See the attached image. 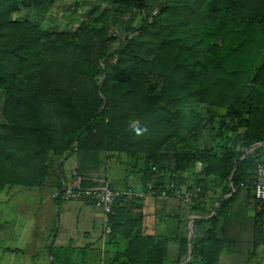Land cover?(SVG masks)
<instances>
[{
    "label": "trees",
    "instance_id": "1",
    "mask_svg": "<svg viewBox=\"0 0 264 264\" xmlns=\"http://www.w3.org/2000/svg\"><path fill=\"white\" fill-rule=\"evenodd\" d=\"M57 1L0 0V192L41 188L72 156L80 185L93 187L112 155L133 159L144 186L155 180L153 195L172 194L187 174L202 194L254 190L264 162V0H100L75 30L14 16L38 17ZM140 200H118L110 234L129 239L126 264H164L167 238L145 234ZM218 254L207 230L190 264H216Z\"/></svg>",
    "mask_w": 264,
    "mask_h": 264
},
{
    "label": "crops",
    "instance_id": "2",
    "mask_svg": "<svg viewBox=\"0 0 264 264\" xmlns=\"http://www.w3.org/2000/svg\"><path fill=\"white\" fill-rule=\"evenodd\" d=\"M131 160L122 155L105 157L100 170L92 173L91 182L119 191L131 186L139 190L142 173L138 166L132 167ZM76 164V156L59 164L41 188L5 189L9 192L0 196V264H126L129 239L121 233H105L103 207L61 197L65 187L81 181L75 175ZM117 166L126 167L121 170ZM118 169V177H113ZM194 178L187 174L182 185L194 184ZM233 192L222 195L218 187L189 203L168 193L140 198L145 234L167 238L164 264H190L193 239L207 230H212L219 242L216 264H264V240L259 230L263 205L248 186L234 196ZM184 242L187 252L181 258Z\"/></svg>",
    "mask_w": 264,
    "mask_h": 264
},
{
    "label": "built area",
    "instance_id": "3",
    "mask_svg": "<svg viewBox=\"0 0 264 264\" xmlns=\"http://www.w3.org/2000/svg\"><path fill=\"white\" fill-rule=\"evenodd\" d=\"M170 187H174L172 195L180 199L184 203H189L198 200L202 195V188L199 186L188 188L187 186L183 185L175 187L174 184H172ZM155 190V180L149 181L145 186L143 185L139 190H136L131 186L124 191L115 190L109 187L108 185L82 187L80 183H78L74 186L65 187L61 193V197L64 200L87 201L101 205L104 210L105 233L110 234V216L111 214H113L114 208L120 198L124 196L128 198H143L146 195L154 193ZM166 194V189L161 190V195L165 196ZM253 197L258 203L264 206V162L259 164L257 168L256 183L253 190ZM261 234L264 240V216L261 223Z\"/></svg>",
    "mask_w": 264,
    "mask_h": 264
},
{
    "label": "rangeland",
    "instance_id": "4",
    "mask_svg": "<svg viewBox=\"0 0 264 264\" xmlns=\"http://www.w3.org/2000/svg\"><path fill=\"white\" fill-rule=\"evenodd\" d=\"M97 4H101V6H105L100 0H59L55 3V5L47 12L40 14L38 17L32 15L30 11L22 10L19 13L14 14L15 17H27L37 23H40L43 27L49 28L51 30H61V29H71L75 30L77 26L80 24L82 20H84L91 7ZM126 20L130 18V16L125 17ZM142 23V13H136L133 26L139 27ZM123 39V33L118 34L117 42L113 43L110 46L111 50H114L121 40ZM1 102H0V112H1ZM204 113V110L202 111ZM125 159V155H122ZM131 162L134 163L133 160ZM119 168L124 169L126 166H117ZM119 170L113 173V177H118ZM17 189L11 194H15ZM9 190H5L1 192L0 196L8 193Z\"/></svg>",
    "mask_w": 264,
    "mask_h": 264
},
{
    "label": "water",
    "instance_id": "5",
    "mask_svg": "<svg viewBox=\"0 0 264 264\" xmlns=\"http://www.w3.org/2000/svg\"><path fill=\"white\" fill-rule=\"evenodd\" d=\"M255 147H257V145L252 146V147L250 148V150H253ZM235 169H236V166L234 167V170H235ZM232 178H233V174L231 175L230 181H232ZM191 253H192V245H191V247H190V249H189V254L191 255Z\"/></svg>",
    "mask_w": 264,
    "mask_h": 264
}]
</instances>
